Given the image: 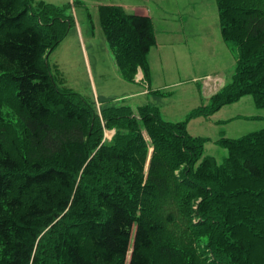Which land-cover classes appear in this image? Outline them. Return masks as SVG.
<instances>
[{
	"label": "trees",
	"instance_id": "16d2710c",
	"mask_svg": "<svg viewBox=\"0 0 264 264\" xmlns=\"http://www.w3.org/2000/svg\"><path fill=\"white\" fill-rule=\"evenodd\" d=\"M215 2L235 52L232 79L172 122L148 104L98 112L57 83L45 54L73 15L0 0L1 90L21 123L0 113L3 264H264V128L217 139L227 150L220 163L187 130L190 118L245 95L264 107V0ZM97 11L119 73L132 81L140 68L148 80L152 19L120 5Z\"/></svg>",
	"mask_w": 264,
	"mask_h": 264
},
{
	"label": "rangeland",
	"instance_id": "374dc122",
	"mask_svg": "<svg viewBox=\"0 0 264 264\" xmlns=\"http://www.w3.org/2000/svg\"><path fill=\"white\" fill-rule=\"evenodd\" d=\"M102 1L117 0H32L34 8L39 2L52 3L66 6L73 15L66 36L45 58L57 83L93 101L98 112L111 104L133 109L148 104L157 106L165 120L185 121L193 109L207 103L214 90L231 81L234 50L222 39L215 0H125L129 5L145 1L142 4L148 8L156 32V43L147 55L149 78L144 79L138 68L128 76L132 81L119 73L106 42L96 7ZM7 78L0 75V113L19 127L10 99L4 103L8 91L1 87ZM262 128L264 107H257L250 95L223 105L209 117L187 121L188 132L205 139L204 153L218 163L227 150L217 139L238 138ZM113 132L105 130L106 140ZM2 256L0 247V264Z\"/></svg>",
	"mask_w": 264,
	"mask_h": 264
},
{
	"label": "crops",
	"instance_id": "0c3cea01",
	"mask_svg": "<svg viewBox=\"0 0 264 264\" xmlns=\"http://www.w3.org/2000/svg\"><path fill=\"white\" fill-rule=\"evenodd\" d=\"M142 2H145V1H141V3L139 4H133V5H129L125 0H117V1H102V2H99L96 7L100 4H113V5H120L122 6L127 12H130V13H134V14H139V15H146V16H149L151 18V15L150 13L148 12V8L146 5H143ZM216 3V2H215ZM152 19V18H151ZM153 22V20H152ZM154 24V23H153ZM154 26V25H153ZM155 31V29H154ZM155 37H156V32H155ZM223 39V38H222ZM224 41V40H223ZM225 42V41H224ZM226 43V42H225ZM232 49V48H231ZM233 51V50H232ZM234 52V51H233ZM236 57H235V52H234V61H235ZM224 84H222L220 86V88L223 86ZM146 89H147V93L149 92V89L148 87L146 86ZM219 89H216L214 90L215 92H217ZM214 92V93H215ZM157 107V106H156Z\"/></svg>",
	"mask_w": 264,
	"mask_h": 264
}]
</instances>
